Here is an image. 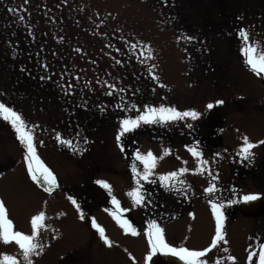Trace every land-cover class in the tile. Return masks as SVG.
Masks as SVG:
<instances>
[{
  "label": "rangeland",
  "instance_id": "rangeland-1",
  "mask_svg": "<svg viewBox=\"0 0 264 264\" xmlns=\"http://www.w3.org/2000/svg\"><path fill=\"white\" fill-rule=\"evenodd\" d=\"M9 8L18 11L10 12ZM10 25L17 30H11ZM241 26L249 31L250 39L264 44V0H168L166 6L160 0H0V102L21 113L28 123L39 126L35 132L37 155L53 171L59 185L52 195L40 192L27 175L23 149L14 131L0 119V201L6 206L14 230L30 234L31 216L40 210L52 218L45 221L51 229L38 233V239L47 247L34 264L37 258L44 263L55 255L54 264H68L70 254L85 259L78 264H90L87 253L91 255V264H133L130 256L135 264H144L148 251L144 229L151 219L165 229L170 245L203 250L215 233L207 195L195 205L191 203L192 216L184 215L167 223L163 222V215L171 216L180 201L186 205L197 191L196 195L200 196L201 191L204 195L203 189L209 185L207 179L213 182L205 175L209 171L218 175L213 182L218 188L215 200L233 198L232 189L239 197L262 187L260 182L250 177L244 179L242 174H256L264 182V145L252 150L251 164L238 162L235 155L242 136L246 135L251 142L264 140V78L243 64L236 35ZM182 35L195 36L197 40H177ZM125 40L148 43L153 59L142 64L139 47L130 50ZM108 43L113 47L106 48ZM76 48L81 51L76 52ZM116 59L121 60V65L115 63ZM40 63L48 65L47 73ZM151 65H155L152 74L158 81L149 75ZM21 68L26 71L21 72ZM25 74L32 84H40V89L26 90L28 85L22 82ZM45 74L50 79L42 81L40 76ZM16 76L21 80L19 84L15 82ZM103 81L126 87V91L106 95L108 89ZM86 82L93 91L88 90ZM58 83L73 84L72 95H65ZM137 88L140 91L133 94ZM121 96L125 104L136 103L137 109L144 104L163 103L181 111L195 109L202 115L197 121H187L193 124L191 130L180 121L170 127L146 125L126 134L122 138V153L115 141L118 117L135 116L138 111L116 108ZM216 99H222L224 104L206 112L205 105ZM85 102L86 108L81 107ZM96 105L104 106L105 112L101 113ZM57 132L74 144L81 143L85 151H69L57 142ZM84 136L89 140L87 145L82 144ZM193 143L199 145L202 158L209 161L203 174L192 171L197 158L191 156L185 145ZM164 148L171 152L158 161L154 171L159 174L187 167L190 171L184 179L192 186L188 199L173 195L158 184H146L145 191L152 193L155 207L133 208L126 195L134 186L131 153L151 150L160 157ZM217 152L220 156L214 157ZM135 163L142 170V165ZM97 179L110 185L121 208L129 209L122 215L137 228V236L125 234L112 219L108 211L113 208L110 197L94 183ZM67 195L78 200L86 217L95 218L113 242L111 247L105 246L95 229L89 227L90 219H78ZM240 204L231 207L238 209ZM61 212L65 215L57 219ZM83 222L87 226L83 227ZM247 226L245 231L233 227L229 232L232 236L226 233L228 243L220 242L219 246L233 249L238 264H258L264 224L255 221L248 225L244 221L240 227ZM53 235L57 236L54 240ZM91 239L100 247L84 245ZM1 246L18 249L14 242H0ZM245 247L253 253L251 260ZM82 249L88 250L84 257ZM216 253V248L210 249L203 259L209 263ZM152 261L153 257L148 264Z\"/></svg>",
  "mask_w": 264,
  "mask_h": 264
},
{
  "label": "snow or ice",
  "instance_id": "snow-or-ice-1",
  "mask_svg": "<svg viewBox=\"0 0 264 264\" xmlns=\"http://www.w3.org/2000/svg\"><path fill=\"white\" fill-rule=\"evenodd\" d=\"M27 3V0H25ZM162 5H167L168 0H160ZM10 12L18 11L17 9L9 8ZM22 19V17H21ZM174 19V18H173ZM242 17H237V20H241ZM171 23V21H169ZM99 27V25H97ZM119 31V29H117ZM236 35L239 38L240 47L239 53L243 57L244 66L250 70L253 74L264 78V44L258 42L254 39H250L249 31L241 26L237 29ZM121 39H124L121 37ZM184 39L186 41L192 42L196 41L197 38L191 35H182L178 36L177 40ZM125 44H128L130 50H135L139 47V56L142 57L140 62L142 64H147L148 61L153 59V52L148 43L136 40L134 43H130L125 40ZM106 48H112L113 45L108 43L105 45ZM76 52H80V48L75 49ZM115 51H121L120 48H115ZM107 54V53H106ZM55 55V53H53ZM133 55H136L133 52ZM93 63H95L93 61ZM115 63L121 65V60L116 59ZM40 67L44 70L45 73L49 71L48 65L46 63H40ZM155 65H151L148 69L149 75L153 81H158L159 78L152 74V68ZM24 68H21V72H25ZM40 79L47 80L50 79L48 75H41ZM61 81L64 80V77L61 76ZM76 79V77H74ZM97 83H100L98 80ZM106 85L108 91L105 92L106 95L113 96L117 93L126 91V87H117L116 84L108 83V81H103ZM58 87L64 91L65 95H72L74 90L73 84L58 83ZM88 87L89 91H93L91 87L88 86L87 82L85 84ZM160 87H165V85H160ZM140 89L137 88L133 91V94L139 92ZM2 95V93H0ZM124 97H120V102L115 106L121 110H137L138 114L135 116H119L118 117V129L115 134L116 146L123 153L125 151L124 145L122 143V138L129 133L134 132L137 129L142 128L143 126L151 125H161L165 127H170L177 122L184 121V127L187 129H193V124L187 122L188 120L197 121L201 117V112L195 109L189 110H178L174 106H166L161 103L158 106H153L150 104H144L142 109H137L136 103L125 104ZM224 101L222 99H216L214 102H209L205 105L206 112L212 110L216 106L223 105ZM81 107L86 108V102ZM101 113L105 112V107L102 105H96ZM0 119L4 122H7L12 130L15 133L16 140L19 141L20 146L23 149V162L27 170V175L30 179L36 183L38 186L43 188L45 193L51 194L54 188L59 187L57 182V177L54 175L53 171L50 170L37 155V146H36V137L35 132L38 130L39 126L36 124L28 123L21 113L14 110L13 107L6 106L5 102H0ZM79 135V134H77ZM56 140L59 144L66 146L69 151L80 154L85 151V148L81 146V143H73L70 139L62 138L59 132L56 133ZM242 143L236 151L235 155L239 158L238 162H245L251 164L252 157L254 155L253 149L259 145H264V140L251 142L249 138L245 135L241 137ZM43 145V141H39ZM89 140L87 136L83 137L82 144L87 145ZM186 150L191 154L192 157L197 158L196 168L193 171L194 174H203L205 170L209 167V161L202 158V151L199 148L197 143L185 145ZM225 151H227L225 149ZM171 150L169 148H164L162 150V155L160 157L153 154L151 150L146 153H141L139 150H136L131 153L133 157V162L130 164L131 179L133 187L130 191L126 193L127 196L131 198L132 207H146L153 204L152 193L145 191V185L158 184L160 188L165 191L173 194L179 195L184 199H188V192L191 191V185L184 179V174L190 170L187 167H179L174 171H168L165 173L157 174L154 169L157 167V163L160 159H163L164 156L169 155ZM214 157H219L220 153H214ZM179 160L180 157H177ZM136 161L142 165V170L138 168ZM182 163H187L182 161ZM211 176V181H217L218 175H213L209 171ZM143 182V183H142ZM213 182H210L208 187L203 189V193L209 195L208 203L211 208V215L215 220V233L211 237L210 244L205 247L203 250H192L186 246L174 247L170 245L165 238V229L157 222L156 219H151L147 222V227L144 229V236L147 240V255L144 257V264H148V261L157 254L169 255L176 257L179 261H182L183 264H206V260L203 259L205 254L210 251V249H215L223 242L227 244L228 241L225 238V234L222 231L223 223L225 219V213L228 206L236 205L242 202H251L259 198L260 194H245L239 197H236V189H232L233 198L224 200H215L213 196L218 192L217 185ZM95 184L99 185L102 189L107 191V195L110 197V203L113 206L112 209L108 210L112 219L116 224L123 230L125 234H131L133 237L138 235L137 228L129 222L127 218H124L122 213L129 211L127 208H121L120 201L113 195L110 185L104 181L97 179L94 181ZM67 199L70 201L72 206L77 213L78 219L84 221L90 219L91 227L95 229L96 233L99 235V239L103 242L105 246H112V241L105 234V230L97 223L95 218L86 217L85 212L82 210L81 204L76 198L72 195H67ZM45 201V206H46ZM65 213L61 212L57 214V219ZM193 214L190 212L189 216ZM52 219L51 217L46 216L44 210H40L37 214L31 216V233L25 234L22 231H15L13 228V222L8 218L6 206L3 201H0V241L4 244H9L14 242V244L19 249V260L15 256L0 254V264H34V258L39 257L44 252L47 244L41 243L38 239V233L40 230L51 229V225L45 223L46 220ZM53 231H56L53 229ZM53 240L57 238L56 235L51 237ZM187 239V238H185ZM257 239H259L257 237ZM251 248L252 245L250 244ZM259 247V260L258 264H264V243H260ZM223 251L227 253L229 249L227 247L223 248ZM253 253L249 251L248 259H252ZM133 264H135L134 258ZM228 261H233L234 257L231 255L227 256ZM219 264V261H217Z\"/></svg>",
  "mask_w": 264,
  "mask_h": 264
},
{
  "label": "flooded vegetation",
  "instance_id": "flooded-vegetation-1",
  "mask_svg": "<svg viewBox=\"0 0 264 264\" xmlns=\"http://www.w3.org/2000/svg\"><path fill=\"white\" fill-rule=\"evenodd\" d=\"M231 172H233V170ZM242 176H243L244 179L246 177V179L248 180L249 177H250L254 181L260 182L262 187H260V189L257 187L256 188L257 190H255L253 194H260L259 197L264 196V182H262L263 178L258 180V176L256 174H253V173H251V174H246L245 173L244 175L242 174ZM263 177H264V174H263ZM190 210H191L190 205L188 203L185 205V203L181 201V202H179L178 210H175V211L173 210V212H174L173 213V217L175 219H180L186 214V212H189ZM236 215L237 216L240 215L241 217H237ZM233 219H235V221H233ZM244 221L247 222L248 225L249 224L251 225L255 221H256V223H257V221H260V224H262V223L264 224V212L262 214H260V216H258V217H250V215H245L244 214V212L242 211L240 206H239L238 209L232 208L231 206H228L227 210H226V213H225V219H224L223 228H222V231L224 232L225 237H226V233L228 234V237L232 236V233H229V232L231 231V229L233 227L241 228L244 231L247 230L248 226L245 227L244 229L242 227H240L244 223ZM0 242H2V241H0ZM10 246H12V244ZM1 247L2 248H0V254H6V255H11V256L17 255L15 257L17 259H19V250L18 249L10 248V247H9L10 248L9 249L6 246H1ZM216 250H217L216 254L219 255V256L221 255L223 257V259L222 260H218L216 257H214L212 259V261H211L212 264H217V261H219V264H238L236 259H235V257H234L233 249L229 248V251L227 253H225L223 251L222 247L218 245ZM85 251L86 250H81V257H84ZM228 255L233 256L234 260L233 261H228L227 260V256ZM55 257H56V255L55 256H49V261L48 262H44V263H39L38 262L39 258H37V263L36 264H54L55 263ZM79 257L80 256L71 257V255H69L68 264H74V263L78 264L81 260H82V262L85 261V259H82V258L80 260ZM87 257L89 259V263L91 264V259H92L91 255H87ZM41 259L44 260L45 257H42ZM34 260H35V258H34ZM95 262H96V264L99 263L98 261H95Z\"/></svg>",
  "mask_w": 264,
  "mask_h": 264
},
{
  "label": "water",
  "instance_id": "water-1",
  "mask_svg": "<svg viewBox=\"0 0 264 264\" xmlns=\"http://www.w3.org/2000/svg\"><path fill=\"white\" fill-rule=\"evenodd\" d=\"M38 186V185H37ZM41 190H43L42 187L38 186ZM56 188L53 189V191ZM52 191V192H53ZM242 211L245 215H250L253 217H257L258 215L262 214L264 212V197L259 198L255 201L251 202H244L242 205ZM157 260L155 261V264H183L182 261H174L169 258H165L163 254L157 253L156 254Z\"/></svg>",
  "mask_w": 264,
  "mask_h": 264
},
{
  "label": "trees",
  "instance_id": "trees-1",
  "mask_svg": "<svg viewBox=\"0 0 264 264\" xmlns=\"http://www.w3.org/2000/svg\"><path fill=\"white\" fill-rule=\"evenodd\" d=\"M10 29H11V30H17V28H16L15 26H11V25H10ZM29 46L32 48V46H31L30 44H29ZM34 50H35V49H34ZM20 81H21V80H20L19 76H16V77H15V82H16L17 84H19ZM22 82H23L24 85H25V84L28 85V88H27L26 90H30V89H34V88H39V89H40V84H32V82L26 77V74L23 76ZM41 85L44 86L43 83H42Z\"/></svg>",
  "mask_w": 264,
  "mask_h": 264
}]
</instances>
